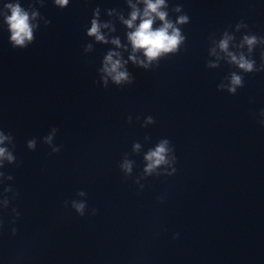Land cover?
Masks as SVG:
<instances>
[{
  "label": "clouds",
  "instance_id": "1",
  "mask_svg": "<svg viewBox=\"0 0 264 264\" xmlns=\"http://www.w3.org/2000/svg\"><path fill=\"white\" fill-rule=\"evenodd\" d=\"M144 4L143 11L135 4L129 5L132 8L130 17L126 20L121 17V20L128 29H131L127 33V39L131 44V54L128 56V60H123L121 54L115 51H109L104 58L102 72L105 74L103 77V87H108V78H111L115 86H123L125 84H132L134 77L125 68L128 61H131L134 65L144 70H149L154 66H158L161 59L171 55H175L180 52L181 47L185 44L186 36L182 32V27L190 22V18L187 14H183L182 7L176 5L171 9L174 13H182L176 17L173 21L169 18V3L166 0H138ZM70 3V0H53L55 7L64 9ZM45 0H30L28 7L25 8L21 5V0H5L2 6H0V18H2L3 25L7 26L9 32V43L13 49H25L35 40V33L40 27V21H43L45 26L51 23L40 14L39 9L36 7L39 5L43 7ZM99 7L93 11V16L90 21L91 27L87 28L86 34L89 37H95L97 41L107 43L105 36L101 34L97 17L99 16ZM139 20V23H137ZM160 22V26L154 27L156 21ZM107 27L108 25H103ZM237 31L241 27L247 28V25L241 21L235 25ZM234 37L229 35L227 31L223 34V39L219 41L218 47L221 52L227 57V61L230 65H234L240 70L238 74L236 71L230 73V84L227 86V91L230 94H236L237 89L244 86V76L242 74H250L254 72L264 71V47L260 52V64L257 66L256 60L253 58L255 46L257 44L264 45V37H259L255 34H244L240 40V43L236 46L238 49H243L247 46V53L242 51L233 52L229 51V42ZM112 44L117 48L121 47L120 40L113 39ZM91 45L85 47V51H88ZM214 51V50H213ZM138 52L143 53L144 59H140L137 56ZM114 57H116L114 59ZM207 68H215L218 65L214 63H207ZM219 88L225 87L224 85L218 86ZM261 115H264V110H261ZM139 119V117L137 118ZM132 118L128 117V123H131ZM155 120L152 116H147L144 119L141 127H146L148 124H154ZM264 125V121L261 122ZM58 129L53 127L50 130V134L42 137V143L47 145L51 149V153H58L62 146H53V139L57 135ZM146 139L150 138L148 136ZM5 141L8 142L7 147H0V185H3V190L0 192V196L12 193L11 201L15 200L19 193L11 186L5 183V180H13L12 175L6 174L2 169L6 165L17 164V158L14 155V137L11 133H5L0 129V145H4ZM171 142L165 138L159 140L154 148H150L144 155L146 165L143 168V175L141 178L146 177H160V176H172L176 173L177 169L174 165L177 163V157L175 155V149ZM37 147V140L35 138L27 141V148L29 150H35ZM141 148L140 143H133V151L138 152ZM7 162V163H5ZM17 166H19L17 164ZM163 169L161 170V168ZM120 170L124 173V179L127 180L133 171V162L125 159L120 165ZM171 168V171H168ZM135 184L139 183V180L134 181ZM141 189L144 185L140 186ZM77 196H86L85 191H78ZM158 200L162 201V197H158ZM11 203V202H10ZM69 206V201H65V207ZM71 208L75 213L81 217L85 216V209L87 208L86 201H80L77 199L71 200ZM9 207L0 209V213L7 214ZM97 209L91 210V215H96ZM12 219L10 223L16 224V221L20 217L19 211L15 208H11ZM3 225V220L0 219V226ZM12 234L15 235L17 229L12 227ZM178 233L174 235V239L178 238Z\"/></svg>",
  "mask_w": 264,
  "mask_h": 264
}]
</instances>
